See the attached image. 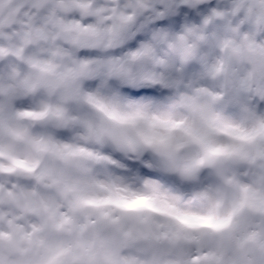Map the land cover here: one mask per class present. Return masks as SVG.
<instances>
[{
	"label": "clouds",
	"instance_id": "clouds-1",
	"mask_svg": "<svg viewBox=\"0 0 264 264\" xmlns=\"http://www.w3.org/2000/svg\"><path fill=\"white\" fill-rule=\"evenodd\" d=\"M0 264H264V0H0Z\"/></svg>",
	"mask_w": 264,
	"mask_h": 264
}]
</instances>
